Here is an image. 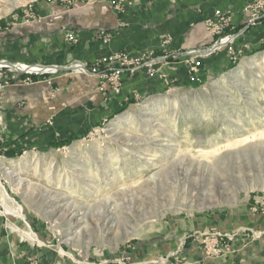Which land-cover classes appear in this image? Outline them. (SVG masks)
<instances>
[{
    "label": "rangeland",
    "instance_id": "obj_1",
    "mask_svg": "<svg viewBox=\"0 0 264 264\" xmlns=\"http://www.w3.org/2000/svg\"><path fill=\"white\" fill-rule=\"evenodd\" d=\"M41 1L61 0L23 3L1 16L0 24L40 21L33 8ZM8 2L0 0V9ZM262 56L264 51L241 58L237 54V61L197 85L171 86L162 96L131 104L83 135H65L54 145L16 154L5 152L0 157V219L29 239L45 237L49 243L42 240L40 245L64 259L73 257L74 264H264ZM158 63L154 73L134 71L155 75ZM29 67L49 70L30 77H45L49 85L58 73L56 67ZM80 67L86 68L76 65L75 70ZM84 74L109 86L105 78ZM120 87L121 81L117 93ZM164 100L172 103L151 115L148 108ZM126 115L134 123L118 126ZM254 133L260 144L234 152L245 146H235L238 140ZM139 139H144L140 150L132 144ZM125 147L134 150L132 156L141 154L139 160L147 157L151 162L133 181L153 173L158 177L140 193L117 195L121 186L131 185V177L121 181L120 171L128 175L141 165L129 160ZM146 149L149 156L143 155ZM183 153L186 159L176 163ZM167 154L177 157L172 160ZM5 162L12 169L8 176ZM24 167L30 168L26 174ZM20 176L23 183L17 186ZM82 181L94 185L87 194ZM128 234L132 236L120 241Z\"/></svg>",
    "mask_w": 264,
    "mask_h": 264
},
{
    "label": "crops",
    "instance_id": "obj_2",
    "mask_svg": "<svg viewBox=\"0 0 264 264\" xmlns=\"http://www.w3.org/2000/svg\"><path fill=\"white\" fill-rule=\"evenodd\" d=\"M254 1L150 0L122 13L108 0L41 1L33 8L40 21L1 23L0 64L62 69L50 77L52 85L45 77L26 83L24 72L11 66L0 69V85L5 84L0 91V157L54 145L65 135H83L131 104L154 100L171 86H195L223 71L233 64L230 51L207 54L216 38L205 20L217 11L230 16L225 35L234 37L233 51L240 58L264 51V7L253 25L252 13L244 11ZM101 33L110 36L107 43ZM117 51L130 56L152 53L159 58L157 73L127 70L114 94L105 81L75 70L76 65L90 68ZM194 59L201 66L195 74L198 81L191 83L187 70ZM16 229L0 219V264H74L73 257L64 259L55 249L40 245L42 240L49 243L45 237L29 239Z\"/></svg>",
    "mask_w": 264,
    "mask_h": 264
},
{
    "label": "built area",
    "instance_id": "obj_3",
    "mask_svg": "<svg viewBox=\"0 0 264 264\" xmlns=\"http://www.w3.org/2000/svg\"><path fill=\"white\" fill-rule=\"evenodd\" d=\"M150 0H110V4L113 6L116 12L122 13L124 12V9L128 6L138 5L142 3H147ZM264 7L263 0H255L252 4L246 6L244 8L245 12L250 11L252 13L251 19H250V25H253L257 20L260 18V15L257 14V11L260 8ZM230 25V16L224 13L215 12L213 17L211 19L206 20L205 26L206 29L211 31L215 35H222L224 31L229 27ZM100 36L102 37L103 43H107L110 39L109 35H106L105 33H101ZM68 40L72 41V38L68 36ZM225 45H227L228 50L231 53V60L237 61L238 57L237 54L233 51L232 45V37L227 36L224 39L220 40ZM216 51L215 49H210L207 54H211L212 52ZM159 58H154L150 56L149 54H142L141 56H130L124 52L117 51L113 53L112 55H109L102 59L99 63L93 65L92 67L88 69H83V67H80L79 72L82 73H91L93 75H97L101 78H105L106 81L109 83V86L111 87L112 91L118 92L119 88V81H120V75L123 70H138L142 68H146L149 73H154V67L156 64V61ZM201 66V63L199 61H190L189 68L187 70V79L190 82L198 81V78L196 77V73ZM4 67V65H0V69ZM26 68L23 70L24 74L28 77L25 81L26 83L30 82V76L32 74H37L43 72L49 71L45 70L43 68H38L37 71H31L29 66H25ZM38 67V66H35ZM85 68V67H84ZM99 71L102 73L100 74ZM110 71V73H108ZM44 74V72H43ZM4 88V84L0 85V91Z\"/></svg>",
    "mask_w": 264,
    "mask_h": 264
},
{
    "label": "bare ground",
    "instance_id": "obj_4",
    "mask_svg": "<svg viewBox=\"0 0 264 264\" xmlns=\"http://www.w3.org/2000/svg\"><path fill=\"white\" fill-rule=\"evenodd\" d=\"M31 1H34V0H9V2L7 3V4H5L6 6H1V9H0V17L1 16H3V15H6V14H8L10 11H12L14 8H16L17 6H19V5H21V4H23V3H26V2H31ZM225 14V13H224ZM214 15V14H213ZM213 17V16H212ZM212 17H209V18H207L206 20H208V19H211ZM262 17H264V15L262 16ZM262 17H260L258 20H260ZM251 19V18H250ZM206 20H205V22H206ZM257 20V21H258ZM250 22V21H249ZM228 28V27H227ZM209 31V30H208ZM226 31V30H225ZM225 31H224V33L222 34V35H215V34H213L211 31H209L210 33H211V35L213 36V37H215L216 38V41L214 42V44L212 45V47H211V49L212 50H219V49H221L222 47H227V45H225L223 42H221L220 40L221 39H224L225 37H227V36H231V35H225ZM232 37V42H233V40H234V37L233 36H231ZM260 60H264V57L262 56L261 58H260ZM0 65H4V67H13L14 69H16L17 71H20V70H24V69H21L20 67L19 68H16L15 66H13V65H9V64H0ZM3 68V67H2ZM1 68V69H2ZM41 68V67H40ZM86 69V68H85ZM24 72V71H23ZM34 72V71H33ZM243 72H240V71H238V74L239 75H243L242 74ZM238 76L236 75L235 76V78H237ZM120 81H121V75H120ZM177 94V93H176ZM172 103V101H170V100H164V101H159V102H154L149 108H148V111H149V113L151 114V115H156V113L158 112V111H161V110H164L167 106H169L170 104ZM132 123H134V120H133V117L132 116H130V115H126V116H122V117H120L119 119H118V121H117V125L118 126H121V125H124V124H132ZM264 130V129H263ZM262 130V131H263ZM259 132H261V131H259ZM235 134V133H234ZM259 134V133H258ZM255 133L253 134V136L252 135H250V136H245L243 139H241V140H238L237 142H236V144H235V146H239V144L242 146V145H245V146H242V149H239V150H237V151H234V152H239V151H241V150H246V149H249V148H251V147H254V146H256L257 144H260L261 143V141H260V139L261 138H256L255 136ZM228 139V138H227ZM262 139H264V138H262ZM144 139H139V140H137V142H132V144L133 145H136L137 147L136 148H138L139 150H140V145L142 144V143H144V141H143ZM146 141L145 142H148L149 140L148 139H145ZM140 144V145H139ZM247 144V145H246ZM234 147V146H233ZM233 147H231V148H233ZM126 149H125V151H126V153H127V156H128V158H129V160H131V161H135V160H138L139 161V163L141 162V165L139 166V167H141V170L139 169V167H138V169L137 170H134V171H132L131 173H129L128 175H124L123 176V173L120 171V178H121V181H124L125 182V180L128 178V177H131V180H130V183L129 184H131V185H125V188L123 189V190H121L124 186H121L119 189L121 190H119L118 192L119 193H117V195H122V194H136V193H140L141 191H143V189L145 188V187H147L148 185H149V181H154L155 180V178H157L156 177V175H157V173H153L152 175H150L149 174V176L146 178H142V177H140L137 181H133V178L135 177V175L138 173H142L143 171H142V169H144L145 167H147L149 164H151V162H149L148 161V158L147 157H145V158H143V160L141 161V160H139V156H141L142 157V155L140 154V155H138L137 157H135V156H132V153L134 152V150H132V149H130L129 147H125ZM228 148V147H227ZM229 149H230V147H229ZM149 151H151V150H149V149H146V154H143L144 156L146 155V156H149L148 155V152ZM228 151V150H227ZM232 152V151H231ZM243 152V151H242ZM135 154H137V152H135ZM152 154V153H151ZM184 154V153H183ZM157 155V154H156ZM155 155V156H156ZM143 156V157H144ZM167 157L170 159V158H172V160H174L177 156H172V157H170L169 156V154H167ZM186 155L184 154V155H182V156H180L178 159H176V163L178 162V163H180V161H182V160H184V159H186ZM9 163V162H8ZM7 162H5V163H2V166H4V169H6L5 170V174L8 176L9 174H11V171H10V169L11 168H8L7 167V164H8ZM114 166V165H113ZM10 167V166H9ZM30 167V166H29ZM30 168H26V167H24V168H22V171L24 170V174H26L27 173V171L29 170ZM12 170V169H11ZM113 170V169H112ZM145 170V169H144ZM165 170V169H164ZM97 175H99V174H97ZM91 176V175H90ZM93 176V175H92ZM125 176L127 177V178H125ZM88 178V177H87ZM87 178H86V180H87ZM91 178V177H90ZM16 180V184H17V186H20L22 183H23V178L20 176V177H18V178H16L15 179ZM107 180V178H105L104 179V181H106ZM115 180V179H114ZM118 180V179H117ZM151 181V182H152ZM63 182H65V181H63ZM67 182H68V180H66V186L68 185L67 184ZM83 182V181H82ZM150 182V183H151ZM106 183V182H105ZM114 183V182H113ZM59 184V183H58ZM83 185H84V192H85V194H87L88 193V191H91L90 190V188H92L94 185H93V183L92 182H90V181H84L83 182ZM81 187V186H80ZM150 187V186H149ZM106 188V187H105ZM78 189V188H77ZM96 189V188H95ZM96 192V191H95ZM73 194V193H72ZM109 194V193H108ZM80 197H81V195H79ZM106 196V195H105ZM104 196V197H105ZM114 197V196H113ZM132 197H133V195H132ZM55 198V197H54ZM83 198V197H82ZM97 198V197H96ZM129 198V197H128ZM113 200H114V198H113ZM98 202H99V200H98ZM4 204H5V207H6V210L8 211L9 209H8V206H7V203L6 202H4ZM74 204H75V202H74ZM82 204V203H81ZM84 204V203H83ZM77 206L78 205H80V201H78V203L76 204ZM88 205V204H87ZM99 205V204H98ZM101 207V206H100ZM74 208H76V207H74ZM82 208V207H81ZM85 208V207H84ZM79 209V208H78ZM72 210V209H71ZM83 210V209H82ZM56 212V211H55ZM72 212H73V210H72ZM80 219V218H79ZM130 236H132V235H125V236H123V237H121V239H120V241H123V240H126L127 238H129Z\"/></svg>",
    "mask_w": 264,
    "mask_h": 264
},
{
    "label": "water",
    "instance_id": "obj_5",
    "mask_svg": "<svg viewBox=\"0 0 264 264\" xmlns=\"http://www.w3.org/2000/svg\"><path fill=\"white\" fill-rule=\"evenodd\" d=\"M42 68V67H41ZM54 68V67H53ZM62 68H60V67H56V70H61Z\"/></svg>",
    "mask_w": 264,
    "mask_h": 264
}]
</instances>
